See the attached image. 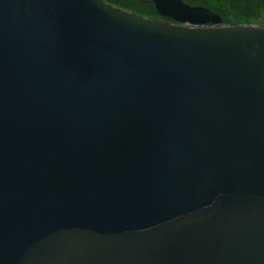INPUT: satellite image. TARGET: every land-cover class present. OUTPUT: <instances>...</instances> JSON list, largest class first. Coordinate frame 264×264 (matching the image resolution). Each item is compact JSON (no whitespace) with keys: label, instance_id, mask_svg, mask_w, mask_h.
I'll return each instance as SVG.
<instances>
[{"label":"water","instance_id":"water-1","mask_svg":"<svg viewBox=\"0 0 264 264\" xmlns=\"http://www.w3.org/2000/svg\"><path fill=\"white\" fill-rule=\"evenodd\" d=\"M147 1L0 0V264H264V26Z\"/></svg>","mask_w":264,"mask_h":264},{"label":"trees","instance_id":"trees-1","mask_svg":"<svg viewBox=\"0 0 264 264\" xmlns=\"http://www.w3.org/2000/svg\"><path fill=\"white\" fill-rule=\"evenodd\" d=\"M122 11L145 19L162 20L147 0H101ZM191 7L208 9L221 19L222 25H260L264 26V0H181Z\"/></svg>","mask_w":264,"mask_h":264}]
</instances>
